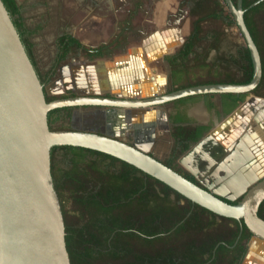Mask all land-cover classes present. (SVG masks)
<instances>
[{"label":"trees","instance_id":"1","mask_svg":"<svg viewBox=\"0 0 264 264\" xmlns=\"http://www.w3.org/2000/svg\"><path fill=\"white\" fill-rule=\"evenodd\" d=\"M191 1L188 8L192 17L190 29L175 53V58L180 61L208 36L209 49L216 47L223 32L206 31L203 28L205 22L227 19L228 24H234L221 0ZM232 1L236 3V0ZM254 1L242 0L243 18L259 53L261 77L249 93H240L241 97L245 94L264 97V0L246 9ZM2 2L43 85L46 102L66 96L47 94L44 86L69 53L80 49L91 58L106 54L108 44L86 47L71 34L64 33L56 39L57 53L51 67L42 74L33 55V30L25 24L20 5L16 0ZM218 60L232 65L235 72L217 79L177 84L167 91L205 82L246 83L251 79L252 63L245 45H238L234 54L219 56ZM169 64L172 77L176 66L170 58ZM71 108L49 110L48 128L71 129L51 126L52 115ZM177 121L187 122V118L179 115ZM206 130L203 125H175L171 129L174 139L171 157L163 162L198 185L200 183L192 174L177 169L173 161ZM57 151H60L59 159ZM49 159L70 264H240L243 259L251 234L242 220L219 216L135 166L97 150L53 145ZM257 215L264 220V199L258 205Z\"/></svg>","mask_w":264,"mask_h":264},{"label":"crops","instance_id":"2","mask_svg":"<svg viewBox=\"0 0 264 264\" xmlns=\"http://www.w3.org/2000/svg\"><path fill=\"white\" fill-rule=\"evenodd\" d=\"M16 1L25 24L33 30L31 40L39 56L44 52H53L54 59L56 39L64 33L71 34L86 47L108 44L103 57H88L80 49L69 53L61 72L60 66H57L58 75L62 76L55 77L48 84L49 90L55 94L111 95L127 91L136 94L159 87L158 92H163L177 84L217 79L235 72L232 65L219 61L218 57L234 54L238 45H244L243 39L236 37L228 21L223 20V25L218 28L206 27L208 22H205L203 28L206 31L223 32L216 47L209 49L208 36L194 47L187 58L182 61L175 58L192 19L188 14L191 4L186 5V0H143V3L134 0L139 3L131 7L124 6L126 0H87L85 4L83 0H64L63 8L58 0ZM78 12L87 20L73 24V13ZM126 14H131L133 18L125 20ZM47 43L51 44L52 50H45ZM169 58L176 66L172 77ZM239 94L207 93L182 97L164 103L152 112L143 110L144 119H139L140 115L138 117L136 113L130 114L131 118L127 119L123 111L114 108L79 106L103 115L96 128L79 129L114 136L131 133L132 140L128 139V142L147 147L151 155L164 162L171 157L174 145L171 129L175 125H203L207 127L204 134L209 135V146H213L210 151L206 149L207 144L197 147L196 152L202 156L204 165L214 168L217 161L224 157L232 163L234 156L245 152L239 149L241 140L247 144L249 157L253 156L256 161L255 170L252 167L250 170L257 173L264 170V97L254 94L241 97ZM131 111L136 112L135 109ZM179 115L186 117L187 122L177 121ZM100 127L104 128L103 131ZM151 131L153 136L150 139ZM122 138L126 139L125 136ZM183 153L177 156L173 165L182 172H189L193 169V157L184 156L183 164L179 161ZM240 264H264V241L255 239L250 246L247 245Z\"/></svg>","mask_w":264,"mask_h":264},{"label":"water","instance_id":"3","mask_svg":"<svg viewBox=\"0 0 264 264\" xmlns=\"http://www.w3.org/2000/svg\"><path fill=\"white\" fill-rule=\"evenodd\" d=\"M223 2L249 51L252 77L248 82H205L151 93L74 94L46 102L43 85L0 0V264H70L63 218L50 174L49 151L53 145L80 146L125 161L209 211L242 220L251 234L248 246L255 239L264 241V220L257 215L264 199V172L252 174L240 189L227 188L241 178V171L251 164L252 157H234L239 166L231 170L225 157L218 159L214 168L206 166L196 152L205 144L208 151L213 148L209 146V135L204 134L179 159L181 162L184 156L193 157V170L189 172L198 185L155 158L147 147L92 130H50L47 123V112L54 108L101 106L138 115L195 94L249 93L261 77L259 53L244 22L242 0L235 4L232 0ZM44 90L55 94L49 85ZM134 109L136 112L131 111ZM152 136L151 131L149 138ZM237 169L240 170L235 172ZM235 199L234 203L228 202Z\"/></svg>","mask_w":264,"mask_h":264},{"label":"rangeland","instance_id":"4","mask_svg":"<svg viewBox=\"0 0 264 264\" xmlns=\"http://www.w3.org/2000/svg\"><path fill=\"white\" fill-rule=\"evenodd\" d=\"M63 2H64V0H58V3H60L62 5L61 6L62 8L64 6ZM73 2H74V0H73ZM221 3L224 4L223 0H221ZM185 4L190 5V4H192V1L186 0ZM82 16H83V14L80 12H78L77 14L73 13V19H72L73 22L72 23L73 24H79L80 22H85L87 19H86V17H82ZM224 20L228 21L227 19H224ZM206 24H207L206 27H208L210 25V26H215L217 28L221 27L223 25V23H221L220 21H215L214 23H206ZM228 25H230V27H232L234 29L236 37H238L239 39L240 38L242 39V36H241L240 32L238 31V29L235 27V25L234 24H228ZM82 34H83V32L80 33V36ZM49 49L52 50V47H51V44L47 43L45 50L49 51ZM33 55L35 57L36 66H37L38 70L42 74H44L51 67V63L53 61V52H52V54L48 53V52H44L39 56V54L37 52L36 45H33ZM61 63H63V62H61ZM58 74L59 73H58V70L56 67L52 78L60 76ZM101 114H99L98 112L92 111V110H84L83 107H79V108L72 107L68 111H63V112H60L59 114L52 115L53 121L51 123V126L52 127H69V128H74V129H79L82 127H91V128L94 127V128H96L95 127L96 123H99L101 121V117L103 116ZM90 124H93V125H90ZM99 129H101L103 131L104 128L100 127ZM108 132H110V131H108ZM124 136H125L126 140H128V139L132 140L131 133H125L124 135H120L119 138H122ZM57 152H58L57 153V159H59L60 158V156H59L60 151H57ZM202 164H200V165H202ZM59 166L60 167L62 166V162H60V161H59Z\"/></svg>","mask_w":264,"mask_h":264},{"label":"bare ground","instance_id":"5","mask_svg":"<svg viewBox=\"0 0 264 264\" xmlns=\"http://www.w3.org/2000/svg\"><path fill=\"white\" fill-rule=\"evenodd\" d=\"M160 89V87L158 88V89H156V90H154V91H158ZM153 91V89H152V91H148L147 93H151V92H154ZM143 93H146V92H144V91H142ZM124 93H131L132 94V92H129V91H127V92H124ZM139 115H140V118L139 119H144V118H146V116H143V114L140 112V113H138ZM145 115V114H144ZM138 116V115H137ZM139 117V116H138ZM127 118H131V116H130V114H127ZM248 143V142H247ZM238 146H239V149H243V151H245L244 153H242L241 155H238L237 156V158H240V159H245L246 157H249V155H251V154H247V144H244V142H241V140H239V143H238ZM235 154V153H234ZM235 157V156H234ZM250 157H252L251 158V164L247 167V168H245V169H243V171H244V173L241 175V178H239L238 180H236V181H234V182H231L230 184H228L227 185V188H232V189H240L242 186H244L245 185V183H246V180H248L250 177H251V175L252 174H256L257 175V173H252L253 171L252 170H250V167H252L253 168V166H257V165H254V164H256V161H254L253 160V156H250ZM239 159V160H240ZM181 163H183V160L181 161ZM229 163H230V165L229 166H227V168H228V170H231L234 166H239V163L237 162V159H233L232 160V163L229 161ZM184 164V163H183ZM186 166H188V165H186ZM192 168V167H191ZM257 168V167H256ZM193 170V169H192ZM253 170H255V168H253ZM261 172H264V170H260L259 171V173H261Z\"/></svg>","mask_w":264,"mask_h":264},{"label":"flooded vegetation","instance_id":"6","mask_svg":"<svg viewBox=\"0 0 264 264\" xmlns=\"http://www.w3.org/2000/svg\"><path fill=\"white\" fill-rule=\"evenodd\" d=\"M87 2V0H83L82 1V3L83 4H85ZM139 2H137V1H134V0H126V2H125V5L124 6H126V7H131L132 5H136V4H138ZM140 3H143V0H140ZM133 18V16L131 15V14H129V15H127L126 14V16H125V20H130V19H132ZM107 49V48H106ZM62 65H63V63H61L59 66H60V68H59V72H61V68H62ZM62 75L60 74V76H58V77H61ZM55 78V77H54ZM54 78H52L49 82H51ZM49 82L47 83V84H45V85H48L49 84ZM103 117V116H102ZM101 117V121H102V118ZM94 131V130H93ZM125 141H127L126 139H124ZM128 142V141H127ZM202 163L204 164V161H202ZM238 199V198H237ZM236 200V199H235ZM234 200V201H235Z\"/></svg>","mask_w":264,"mask_h":264}]
</instances>
